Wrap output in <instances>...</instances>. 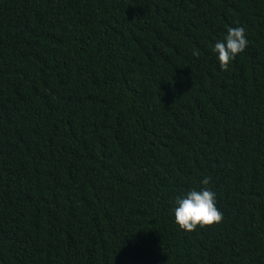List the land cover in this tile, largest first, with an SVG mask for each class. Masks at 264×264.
Here are the masks:
<instances>
[{"label":"trees","instance_id":"trees-1","mask_svg":"<svg viewBox=\"0 0 264 264\" xmlns=\"http://www.w3.org/2000/svg\"><path fill=\"white\" fill-rule=\"evenodd\" d=\"M0 264H264V0H0Z\"/></svg>","mask_w":264,"mask_h":264},{"label":"clouds","instance_id":"clouds-1","mask_svg":"<svg viewBox=\"0 0 264 264\" xmlns=\"http://www.w3.org/2000/svg\"><path fill=\"white\" fill-rule=\"evenodd\" d=\"M248 46V39L243 27L226 29L222 38H218L212 52L222 70H226L237 55L244 52ZM194 52V55H198ZM211 177H204L201 184L208 185ZM173 214L175 223L188 232L194 231L198 226L205 227L218 224L223 219V213L217 207L216 193L208 187L192 188L174 201Z\"/></svg>","mask_w":264,"mask_h":264}]
</instances>
